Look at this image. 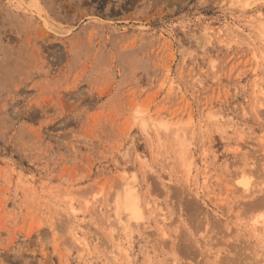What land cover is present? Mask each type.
<instances>
[{
    "label": "rangeland",
    "instance_id": "obj_1",
    "mask_svg": "<svg viewBox=\"0 0 264 264\" xmlns=\"http://www.w3.org/2000/svg\"><path fill=\"white\" fill-rule=\"evenodd\" d=\"M263 203L264 0H0V264H264Z\"/></svg>",
    "mask_w": 264,
    "mask_h": 264
},
{
    "label": "bare ground",
    "instance_id": "obj_2",
    "mask_svg": "<svg viewBox=\"0 0 264 264\" xmlns=\"http://www.w3.org/2000/svg\"><path fill=\"white\" fill-rule=\"evenodd\" d=\"M139 112H142V110H140ZM167 124V122H166ZM160 125H163L165 127H167L166 125L164 124H160ZM142 126L144 128V130H147V127H148V124L147 122H145V120L142 121ZM154 126H155V129L156 131L159 132V124L158 123H154ZM179 129V128H178ZM179 131V130H177ZM176 132V131H175ZM176 133V137L178 138V141L180 142L181 141V135L184 136L183 134H180ZM160 137V136H159ZM177 140V139H176ZM177 144V143H176ZM179 146V145H178ZM181 147V146H180ZM185 148V147H184ZM188 148V147H187ZM189 149V148H188ZM186 150V149H185ZM187 151V150H186ZM185 153H183V156H184ZM185 158V161H186V157ZM188 160V159H187ZM187 178H189V174L187 176ZM130 178H128V180L126 179L125 183L127 181H129ZM132 180V179H131ZM238 181L240 184H242V188L244 189V191H249L250 189V185H249V180H248V177L246 176V173H241L238 175ZM121 185V184H120ZM122 187H125V188H122L121 191L118 190L117 191V194L115 196V200L113 202L114 204V207H116V213H117V216L120 217V214L122 213H125L128 218L130 220H140V219H143V215H144V210H143V205H142V201H141V198H140V195L137 191V186L135 185L134 182L132 181H129L127 184H124V186ZM262 204V203H261ZM264 204V203H263ZM114 212V211H113ZM121 214V215H122ZM263 216V215H262ZM122 217V216H121ZM118 218V217H117ZM118 221V220H117ZM116 222V221H115ZM120 222V221H119ZM117 223V222H116ZM131 223V222H130ZM118 224V223H117ZM114 225V224H113ZM116 226V225H115ZM127 226V225H126ZM129 226V225H128ZM129 230H131L129 228ZM129 232V231H128ZM129 234V233H128Z\"/></svg>",
    "mask_w": 264,
    "mask_h": 264
}]
</instances>
